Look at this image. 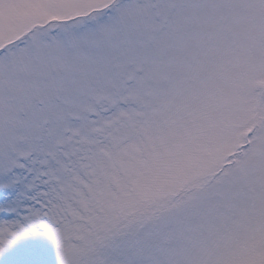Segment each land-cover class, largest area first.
Returning <instances> with one entry per match:
<instances>
[{
    "label": "snow or ice",
    "instance_id": "snow-or-ice-1",
    "mask_svg": "<svg viewBox=\"0 0 264 264\" xmlns=\"http://www.w3.org/2000/svg\"><path fill=\"white\" fill-rule=\"evenodd\" d=\"M0 264H264V0H0Z\"/></svg>",
    "mask_w": 264,
    "mask_h": 264
}]
</instances>
